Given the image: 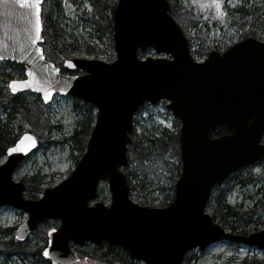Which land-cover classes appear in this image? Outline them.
Wrapping results in <instances>:
<instances>
[{"label": "water", "instance_id": "95a60500", "mask_svg": "<svg viewBox=\"0 0 264 264\" xmlns=\"http://www.w3.org/2000/svg\"><path fill=\"white\" fill-rule=\"evenodd\" d=\"M42 1L37 8L34 0H28L31 7L0 0V61L21 64L24 72V78L8 81V91H31L44 104L54 94L69 95L91 104L96 116L74 168L38 198H26L24 182L13 178L19 163L37 148L36 137L25 132L6 149L0 163V207L26 213L14 238L22 242L39 223L57 220L41 252L51 264L78 260L71 243L118 245L144 264H181L187 251L223 240L264 251V228L232 233L205 212L214 185L264 157V144H259L264 133V42L247 36L196 61L167 0H117L114 60L65 59L66 68L84 72L67 75L45 60L39 45ZM146 48L168 57L139 58L137 50ZM163 99L179 122L181 170L171 202L150 207L130 199L120 167L128 163L133 114L144 102ZM220 125H228L231 133L210 137ZM99 180L107 182L109 204L89 205L97 197Z\"/></svg>", "mask_w": 264, "mask_h": 264}, {"label": "trees", "instance_id": "16d2710c", "mask_svg": "<svg viewBox=\"0 0 264 264\" xmlns=\"http://www.w3.org/2000/svg\"><path fill=\"white\" fill-rule=\"evenodd\" d=\"M69 1L71 3L70 9L74 13V17L71 16V19L68 17V14L62 11L61 0L43 1V7L45 11L47 10L46 15H44L47 20L43 16L42 30L46 55L50 57L49 59L56 66L62 69V58L60 55L63 54L62 52H65V49H71V51L76 53L75 56L98 58L100 55L105 54L107 55L105 60H112L114 58V51L111 16L116 0H86L90 6L89 10L82 7L81 3L83 0ZM167 1L170 5V14L180 25L190 46L192 44V36L194 38L193 41L197 39L202 40L204 39L202 35L205 31L207 33V30L210 29H222L221 26H217L215 23L209 25L207 20L202 21L198 16H194L191 8L188 5H183L181 0ZM208 1L213 3V0ZM248 1L246 0L235 8H229L225 5V0H217L221 5L219 9L224 17L225 27L228 29L226 39L229 42L224 43L223 47L226 48L231 43L245 36H252L264 41V0H259L258 2ZM80 21L89 22L95 31L85 30L79 25ZM244 25L247 28H244ZM102 31H105V35ZM196 46L195 49L191 50V55L196 60H199L207 55L209 52L208 48L210 47L203 46L201 41L200 43H196ZM215 48L219 49L218 46ZM137 55L139 57L152 55V51L150 49H146L144 52L137 50ZM2 66L15 68L17 76L22 75L23 67L20 64L6 61L2 62ZM11 78L8 74L0 71V157L5 154L6 149L26 129L37 134L39 148V146L49 142L48 132L54 125L47 109L48 105L43 104L38 96L35 99H31L25 97L23 94L9 93L6 83ZM73 101V111L76 112L78 118L74 123L72 133L67 138V142L70 145V156L75 164L85 148L95 114L91 104L81 102L75 98H73ZM173 119L178 127L177 120ZM136 127L135 124L132 130V143L128 145L127 149L128 165L121 168L130 184L131 191H136L135 196L131 198L133 201L141 204L164 206L173 197L174 182L180 171L178 128L175 132H169L164 128L160 130L152 128L151 131L142 136L139 134V131L136 132ZM227 132V126L223 125L211 131V135L219 136ZM149 162L163 163L164 171L167 173L170 182L166 187L159 183L155 184V190L161 194V198L149 197V201H144L141 200L142 194L140 193L145 184L144 175L138 173L136 168L130 169L129 166L135 163L136 167H142L145 163ZM238 173L240 172L236 174ZM43 177L44 175L39 170H35L26 177L19 178V180L25 183V195L27 197L36 198L38 196L39 192L44 188L42 185ZM245 177L249 179L248 181L253 179L251 174H246ZM238 183L245 185L242 179L238 180ZM98 184L101 185V188L105 186L104 181H99ZM230 187L231 185H228L227 182L215 186L211 194L212 196L205 207V211L211 215L214 221L232 233L246 234L264 227V220L261 219V214L264 212V187H260L256 191L259 204L253 203L252 207L246 208L233 206L227 201V193L230 192ZM99 196L103 198L102 192L101 194L99 193ZM154 201H158V203ZM51 224H55V222L38 224L35 229L37 231L32 234L34 237L33 241L27 237L22 242L14 239L12 228H0L1 233L9 235L7 240L0 239V254L5 257L30 255V257L35 259L34 264L36 262L50 264L49 261L41 256V251L46 244V229ZM226 242L235 246L238 245L230 241ZM72 246L78 251L80 257V261L75 264L83 263V259H87L95 264L137 263L120 246L108 247L104 242L99 247L88 243L84 245L86 248L82 249L81 247ZM192 260L193 255L191 250L186 253L181 264H193L191 263ZM237 264H264V252L258 256L242 258Z\"/></svg>", "mask_w": 264, "mask_h": 264}, {"label": "rangeland", "instance_id": "374dc122", "mask_svg": "<svg viewBox=\"0 0 264 264\" xmlns=\"http://www.w3.org/2000/svg\"><path fill=\"white\" fill-rule=\"evenodd\" d=\"M246 0H225V5L229 8H235L243 4ZM258 2L259 0H249ZM248 1V2H249ZM62 3V11L65 14H68V17H74V13L70 9V1L69 0H61ZM183 5H188L191 8L194 16H198L202 21L207 20V23L210 25L212 23L217 24V26H221L220 28L210 29L204 32L202 35L204 39L193 41L191 49H195L196 43L202 42L203 46H206L210 50H223L225 49L224 43H228L227 40L228 29L225 27L224 17L220 9L216 6V3L209 2L208 0H181ZM82 7L89 10L90 6L86 0H83L81 3ZM220 5V4H219ZM247 5V4H246ZM249 6V5H247ZM221 7V5H220ZM47 10L45 11L46 14ZM46 16H44V19ZM47 20V18H46ZM79 25H81L87 31H95L89 24V22L80 21ZM80 26V27H81ZM247 28L246 25L243 26ZM81 28V29H83ZM79 29V30H81ZM83 29V30H84ZM205 29V28H204ZM104 32L105 35V31ZM225 32V33H224ZM227 32V33H226ZM224 33V34H223ZM227 40V41H226ZM218 46L219 49L215 47ZM223 47V48H222ZM65 52H62L64 57L75 56L76 53L71 51V49H65ZM153 52V51H152ZM83 57V56H80ZM75 58V57H71ZM107 55L102 54L98 57L100 60H105ZM62 60V59H61ZM107 61V60H105ZM2 62L0 61V71H3L5 74H8L11 79L21 78L23 75L17 76V70L10 66H2ZM10 80V79H9ZM8 80V81H9ZM6 83V88L7 84ZM25 97L35 99L37 94L25 92L22 93ZM39 98V96H38ZM40 100V98H39ZM41 101V100H40ZM73 98L69 96H58L55 95L53 99L49 102L48 111L49 115L54 122V125L48 132L49 142L39 146L32 154L26 157L21 164L18 166L16 171L13 174L14 179H19L20 177H26L28 174L34 172L35 170H39L43 175V187H49L57 184L63 178H65L71 171L74 160L70 156V145L67 142L68 136L72 133L74 128V123L76 122L78 116L76 112L73 111ZM94 114L96 110L92 109ZM173 115L169 110L165 108V102L160 101L155 106L146 105L142 110H140L137 114H135L134 119L136 120V132L139 131V134L144 136L145 133H148L152 130V128L157 129H166L169 132H175L178 128L179 123L177 121V125L174 123ZM28 127V126H25ZM24 132H31V130L26 129ZM21 133V134H22ZM20 134V135H21ZM34 134V133H33ZM37 138V134H34ZM5 158V154L0 158V162ZM129 168H136L137 172L144 175L145 184L141 189L142 198L141 200L149 201V197L151 198H161V194L155 190V184L159 183L166 187L169 185V178L167 177V173L164 171L163 163H145L142 167H136L135 163L130 164ZM246 174H251L253 179L248 181L249 179ZM257 178L255 181H253ZM243 180L245 185H241L238 183V180ZM228 185H231L230 192L227 193V201L233 206H241L243 208L252 207L254 204H259V200L256 191L260 187H264V171H260L258 166L253 168H245L242 169L240 173L234 174L231 176V179L228 180ZM101 185L99 184V187ZM103 190L105 194V202L108 201V190L105 185L104 188H100L99 192ZM214 190V189H213ZM169 191V190H168ZM136 191H130V196L134 197ZM212 196V195H211ZM156 202V201H154ZM257 202V203H256ZM158 203V201L156 202ZM254 203V204H253ZM25 213L20 210L13 209L11 207H1L0 208V228H12L13 229V237L15 233V229L19 223H21L25 217ZM261 219L264 220V212L261 214ZM47 223V222H45ZM53 223V222H49ZM55 224L49 225L46 229V232L53 227ZM37 231V230H35ZM34 231V232H35ZM33 232V233H34ZM32 233V234H33ZM32 234L28 237L33 241ZM9 237L8 234L4 235V233L0 232V239L7 240ZM82 248H86V246H82ZM262 253V250L255 247H247L244 245H233L228 242H218L206 247L203 250L194 249L192 251L193 260L191 263L193 264H237L242 258L258 256ZM229 260V261H228ZM84 264H95L91 263L87 259H83ZM35 259L30 257V255H12L10 257H5L0 254V264H34ZM80 263V264H83ZM36 264H45V263H37ZM136 264H144L142 262H137Z\"/></svg>", "mask_w": 264, "mask_h": 264}, {"label": "flooded vegetation", "instance_id": "af4514ba", "mask_svg": "<svg viewBox=\"0 0 264 264\" xmlns=\"http://www.w3.org/2000/svg\"><path fill=\"white\" fill-rule=\"evenodd\" d=\"M42 15H46V14H45V8H44V10L42 11ZM44 45H45L44 43L41 44V47H42L43 53L45 52V48H44L45 46H44ZM44 54H45V57H47L46 59H47V60H50V59H49L50 57L47 56L46 53H44ZM62 55H63V54H62ZM62 55H60L61 58H62V61H64L65 58L80 57V56L66 57V55H65V57H64V55H63V56H62ZM84 58H85V57H84ZM62 64H63V62H62ZM61 71H62V70H61ZM63 73H67V74H81V72L78 71V70H73V71L63 72ZM227 129H228V132H227L226 134H229V133L231 132V130L229 129L228 126H227ZM260 143L264 144V134L262 135V137H261V139H260ZM263 164H264V157H263L261 160L255 162V163H252L251 165H248V166H246V167H250V166L255 165V166H258L259 169H263V167H264ZM243 168H245V167H243Z\"/></svg>", "mask_w": 264, "mask_h": 264}, {"label": "snow or ice", "instance_id": "6c2138e0", "mask_svg": "<svg viewBox=\"0 0 264 264\" xmlns=\"http://www.w3.org/2000/svg\"><path fill=\"white\" fill-rule=\"evenodd\" d=\"M18 2H20L22 4V6H27V7H31L32 5L28 3V0H18ZM34 3L36 4L37 8L39 6V0H34ZM213 3H216V6L219 8L220 5L217 2V0H213ZM37 28L39 29V18L37 17ZM15 83V82H13ZM15 90V89H13ZM9 151H15V149H9ZM45 255H47V252H45Z\"/></svg>", "mask_w": 264, "mask_h": 264}]
</instances>
